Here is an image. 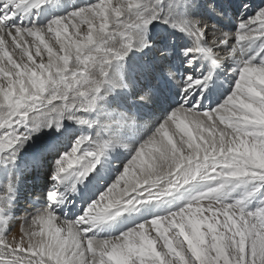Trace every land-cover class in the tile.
Segmentation results:
<instances>
[{"label":"snow or ice","instance_id":"obj_1","mask_svg":"<svg viewBox=\"0 0 264 264\" xmlns=\"http://www.w3.org/2000/svg\"><path fill=\"white\" fill-rule=\"evenodd\" d=\"M48 2L0 0V168H14L34 136L53 127L60 132L66 120L94 132L76 136L71 147L38 146L37 169L50 154L59 159L47 193L36 199L47 204L21 226L18 239L10 227L20 176L10 172L0 183V264H264V7L244 3L231 32L196 15L198 0H93L41 25L38 11ZM207 7L222 14L215 3ZM154 24L192 40L181 50L185 69L197 61H209L213 70L236 65L232 90L218 106H203L214 71L199 78L178 72L166 63L175 48L161 46L160 71L180 88L178 106L154 127L101 108L108 94L129 87L114 65L133 50L155 47L148 38ZM154 93L147 87L139 99L149 102ZM137 127L151 131L131 149L118 179L75 220L60 215L71 203L66 185L78 191L103 171L111 150L129 147L112 130ZM196 181L209 183L186 206L154 214L119 236H100L139 206L185 200Z\"/></svg>","mask_w":264,"mask_h":264},{"label":"bare ground","instance_id":"obj_2","mask_svg":"<svg viewBox=\"0 0 264 264\" xmlns=\"http://www.w3.org/2000/svg\"><path fill=\"white\" fill-rule=\"evenodd\" d=\"M211 1H216V6L218 8L219 6L222 7V10L219 9L222 11L221 15L210 14L209 11H205L202 6L199 7L195 14L205 18H210L212 21H215V23L224 27L226 31L233 32V28L237 26V19L240 16L239 3L232 6L229 5V3H225L228 0ZM92 2L93 0H60V4L56 5L53 3V0H49L48 3H45L39 9V20L37 22L43 25V23L47 20L50 21L54 17L63 16L71 12L75 7ZM249 2H251L253 9L264 5V0H248L247 3ZM198 3L200 5L199 0ZM227 9L231 10L232 14H229ZM252 14H254V12L247 13V15ZM151 28L152 29L149 32V39L153 41L155 47H174V44L169 43L173 40L178 44L177 48L175 47V56L166 61V63H174L178 72L184 73L191 71L194 77L199 78L201 75H207L210 71H213L212 65L209 61H201V66L203 65L201 69H199V62L196 67H193L190 70L184 68L183 61L185 57L181 54V50L192 46V40L184 33L179 32L165 24H154ZM82 31H84V29H82ZM159 32H161V36H157L159 35ZM28 39L31 40L32 38ZM52 46L54 49L58 47L55 44ZM155 47L151 49H144L143 51L133 50L128 54L124 61L118 62L114 65L113 71L119 73L120 77L123 78L129 87L117 89L108 94L106 98L100 102L102 109L113 113L126 112L130 116L133 115L129 114V112H134V117L138 125L148 122L154 127L159 120L163 119L172 109L178 106V103L181 102L180 88L175 82L170 81L163 76V72L160 71L161 66L159 65V54L157 53L158 49ZM43 55L46 59V53H43ZM37 60H39V58H37ZM235 66L236 65L232 62H225L221 67L215 69L216 72L213 74L209 90L205 92V99L203 100V106L205 108H208L211 104V108L218 106V104L221 103L230 93L232 85L235 82V73L233 71ZM197 69H199V71H197ZM157 74L162 77L163 82L159 83ZM151 85H154V95L151 97L149 102L141 101L139 97L143 94V91ZM211 93H213L212 98L210 97ZM98 114L99 113H97V115ZM113 118L115 119V116H113ZM64 123L65 129H61L60 132H57L53 127L51 130L46 129L41 131L37 136H34L32 141H30L29 147L27 144L23 148L25 150H21L19 153V157L14 168H0V183L6 181L10 172L20 176V183L15 192L14 207L11 209V215L14 218V223L10 227V230L14 228V230L12 229V234L15 235L17 239L21 235V226L23 225V227L27 228L30 224L32 215L38 211V207L47 204V200L36 202V199L41 193H47V189L53 182L51 180L52 182L50 184H43V178H48L47 172L49 171L50 166L47 165H49L50 160L55 163V161L59 159L58 154H50L46 158L44 166L37 169L32 164V157L37 151L38 146L50 141H59L62 145L71 147L70 141L76 136L82 133L94 132V129L81 127L73 121L66 120ZM150 131L151 128L148 130H141L139 127L136 129L114 128L112 130V135H121L124 143L129 147H118L111 150L107 156V166L103 169V171L100 172V170H98V172H100L99 175H97V173H93V175L90 176L84 183L78 184L80 188L79 193L82 195L83 199L76 200V194L73 195L69 190L65 191L70 193L68 198L71 203L69 204L73 205L74 208L69 211V214L67 215L70 220H75L83 213L81 209L83 204L94 203L95 200L98 199V197L107 189V187L118 179L122 168L132 156L131 149H135L136 146L147 137ZM43 132H47V135L42 134ZM37 180L39 182H36ZM207 183L209 182H193L191 186L195 189V196L199 195L201 190H205L202 189L200 185ZM81 190H84V193ZM240 194H242V190H238L237 193H234V195ZM88 206L89 205H87V207ZM68 209L69 208L62 210L61 207L58 209V213L60 215H64ZM25 218H28V220L25 221ZM53 226L61 227L62 225L59 221H54Z\"/></svg>","mask_w":264,"mask_h":264},{"label":"rangeland","instance_id":"obj_3","mask_svg":"<svg viewBox=\"0 0 264 264\" xmlns=\"http://www.w3.org/2000/svg\"><path fill=\"white\" fill-rule=\"evenodd\" d=\"M200 1V6H202V8L205 10V11H207L208 10V7L206 8V6L209 4V3H215L216 4V1H211V0H199ZM237 1H238V3H239V5H240V8H239V12H241V9H242V5L244 4V3H247V1L248 0H228V1H226L225 3L227 4V3H229V5H232V6H234L235 5V3H237ZM250 1V0H249ZM250 4H251V2H249ZM261 7H264V5L263 6H261ZM218 8V7H217ZM218 9H220V10H222V7H220L219 6V8ZM209 11V10H208ZM227 11L229 12V14H232V12H231V10H228L227 9ZM222 12V11H221ZM224 14V13H223ZM245 15L247 16V14L245 13ZM49 22V20H47V21H45L44 23H43V25L44 24H47ZM213 23H215V21H212ZM152 29V28H151ZM150 29V30H151ZM234 29V31H236V29H237V26H235V28H233ZM233 31V32H234ZM150 32V31H149ZM160 33L161 32H159V35H157V36H161L160 35ZM148 38H149V34H148ZM166 38V37H165ZM164 38V39H165ZM167 42H168V40H167ZM170 43V42H169ZM168 44V43H167ZM177 43H176V41H175V43H174V48L176 47L177 48ZM155 48H157V47H155ZM158 49V48H157ZM158 53V52H157ZM159 54V53H158ZM181 54H182V52H181ZM154 57V56H153ZM42 134H45V135H47V132H43ZM75 137V136H74ZM75 139V138H74ZM29 144H30V142L28 143V147H29ZM26 146V145H25ZM22 150H25V149H22ZM114 161H116V160H114ZM54 162V161H53ZM52 161L49 163V166H51V164H52V169H53V165H54V163H53ZM52 169L47 173V175L50 177L51 175H52ZM47 176V177H48ZM47 179H46V177H45V181H46ZM46 182H48V181H46ZM233 196H237V195H234L233 194ZM253 206H255V205H253ZM13 230H14V228H12ZM11 229V230H12ZM13 230H12V232H13Z\"/></svg>","mask_w":264,"mask_h":264}]
</instances>
